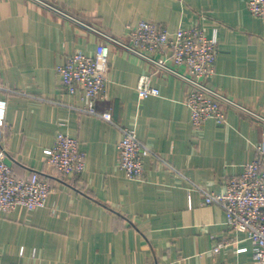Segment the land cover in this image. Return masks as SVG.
<instances>
[{
    "label": "crops",
    "instance_id": "obj_1",
    "mask_svg": "<svg viewBox=\"0 0 264 264\" xmlns=\"http://www.w3.org/2000/svg\"><path fill=\"white\" fill-rule=\"evenodd\" d=\"M248 0H0V144L17 178L38 172L54 186L45 205L0 212V264H252L251 241L226 225L223 209L202 204L196 186L222 192L264 137V21ZM140 20L169 34L199 25L216 31L215 72L207 83L250 110L196 129L187 86L111 46L99 112L59 85L56 68L75 51L93 56L105 40L127 41ZM182 71V68H179ZM159 94L139 100L141 74ZM117 125L136 130L156 154L139 180L118 166ZM76 138L85 170L61 178L46 164L58 130ZM226 242L220 252L211 248Z\"/></svg>",
    "mask_w": 264,
    "mask_h": 264
},
{
    "label": "built area",
    "instance_id": "obj_2",
    "mask_svg": "<svg viewBox=\"0 0 264 264\" xmlns=\"http://www.w3.org/2000/svg\"><path fill=\"white\" fill-rule=\"evenodd\" d=\"M247 7L252 15L264 21V0H248ZM90 28L105 40L97 46L94 55L75 51L56 68L60 87L68 94L79 95L84 101L83 105L76 106L81 112L114 123L110 111L99 112L96 102L104 98L108 83V54L111 46H117L152 65L156 71L176 76L185 83L184 103L190 111L194 128H202L208 120L225 123L229 108L250 113L245 106L207 83L215 72L216 31L206 36L196 24L187 29L179 28L171 35L154 22L140 20L129 28L127 41H123ZM136 90L139 100L159 94L148 73L139 76ZM5 106L6 102L0 101V117ZM117 127L121 133L117 142L118 166L127 178L139 180L144 171V158L156 154L138 137L134 128L127 125ZM256 150L255 158L244 166L241 174L227 180L222 192L196 188L202 194V204L220 206L227 227L245 234L251 241L252 264H264V137ZM46 164L61 178L81 174L85 170V157L76 138L58 130L53 145L46 150ZM53 188L50 181L38 172L15 177L0 144V212H10L18 206L28 210L42 207ZM225 245L226 242L215 244L211 251L220 252Z\"/></svg>",
    "mask_w": 264,
    "mask_h": 264
}]
</instances>
